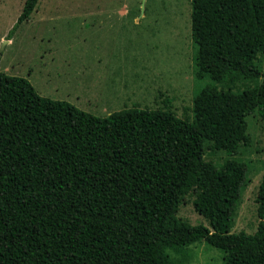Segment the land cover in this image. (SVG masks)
I'll use <instances>...</instances> for the list:
<instances>
[{"label": "trees", "instance_id": "obj_1", "mask_svg": "<svg viewBox=\"0 0 264 264\" xmlns=\"http://www.w3.org/2000/svg\"><path fill=\"white\" fill-rule=\"evenodd\" d=\"M191 21L196 79L261 81L208 85L191 121L139 106L98 117L0 72V264H173L169 249L202 240L225 264H264V177L257 232L231 233L248 167L205 159L207 142L237 155L251 144L247 118L264 120V0H192ZM190 193L210 228L178 216Z\"/></svg>", "mask_w": 264, "mask_h": 264}, {"label": "rangeland", "instance_id": "obj_2", "mask_svg": "<svg viewBox=\"0 0 264 264\" xmlns=\"http://www.w3.org/2000/svg\"><path fill=\"white\" fill-rule=\"evenodd\" d=\"M26 0H0V72L30 81L44 97L65 100L98 117L134 106L171 109L193 119L195 95L208 85L243 91L260 79L230 74L222 83L194 76L192 0H40L30 18L11 33ZM11 33V34H10ZM264 72V56L257 60ZM249 147L237 155L205 144V159L248 167L231 233L255 234L257 202L264 177V120L247 118ZM190 193L178 216L190 225L208 221L196 212ZM173 264H225L227 254L205 241L169 249Z\"/></svg>", "mask_w": 264, "mask_h": 264}]
</instances>
